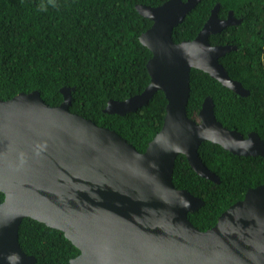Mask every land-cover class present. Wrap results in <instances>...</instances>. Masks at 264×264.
<instances>
[{"label":"water","instance_id":"water-1","mask_svg":"<svg viewBox=\"0 0 264 264\" xmlns=\"http://www.w3.org/2000/svg\"><path fill=\"white\" fill-rule=\"evenodd\" d=\"M202 1L137 6L153 22L140 36L152 53L151 82L141 94L109 101L104 112L134 113L164 92V125L144 153L116 131L72 113L74 89L63 88L64 102L56 107L38 91L0 100V264L37 262L20 245L25 219L62 231L80 251L71 264H264V186L250 189L215 227L201 231L189 214L205 202L173 184L180 155L200 177L220 184L201 160L205 142L264 157L262 138L224 127L211 97L195 118L188 116L193 69L242 97L250 94L220 62L236 47L210 42L238 23L233 13L221 20L218 4L194 40L174 41V29Z\"/></svg>","mask_w":264,"mask_h":264},{"label":"trees","instance_id":"trees-1","mask_svg":"<svg viewBox=\"0 0 264 264\" xmlns=\"http://www.w3.org/2000/svg\"><path fill=\"white\" fill-rule=\"evenodd\" d=\"M168 1L0 0V100L38 91L46 104L56 107L64 102L61 90L74 89L72 113L116 131L144 153L164 125V92L125 116L104 110L109 101H124L150 85L147 64L152 53L140 36L153 22L141 16L137 6L159 7ZM218 4L220 19L233 13L242 23L212 36L210 42L238 47L220 62L250 95L242 97L193 69L188 116L195 118L211 97L224 127L245 138L257 133L264 141V0H203L174 29L173 39L194 40ZM199 153L220 184L200 177L184 155L177 158L173 184L205 202L189 218L196 228L208 231L250 189L264 186V157L234 155L211 142L203 143ZM4 200L0 191V205ZM20 245L36 258L35 264H71L80 255L62 231L33 219L23 221Z\"/></svg>","mask_w":264,"mask_h":264},{"label":"flooded vegetation","instance_id":"flooded-vegetation-1","mask_svg":"<svg viewBox=\"0 0 264 264\" xmlns=\"http://www.w3.org/2000/svg\"><path fill=\"white\" fill-rule=\"evenodd\" d=\"M220 11V10H219ZM231 14V13H230ZM234 15V14H233ZM229 17V16H228ZM228 17L226 18V19H221V20H227L228 19ZM234 17V19L236 20V21H238V23H236V24H234V25H230V26H228L227 28H225L221 33H223L226 29H228V28H231V27H234V26H238V25H240L242 22H241V20H239V19H237L235 16H233ZM209 21V20H208ZM207 21V22H208ZM207 24V23H206ZM221 33H219V34H221ZM219 34H217V35H219ZM219 46H232V47H236L233 51H231V52H229V53H227L224 57H226L228 54H230V53H232V52H235V51H237L238 50V47L236 46V45H231V44H225V45H219ZM250 95V94H249ZM248 95V96H249ZM248 96H246V97H248ZM251 134V133H250ZM249 134V135H250ZM248 138V137H247Z\"/></svg>","mask_w":264,"mask_h":264},{"label":"clouds","instance_id":"clouds-1","mask_svg":"<svg viewBox=\"0 0 264 264\" xmlns=\"http://www.w3.org/2000/svg\"><path fill=\"white\" fill-rule=\"evenodd\" d=\"M248 193V192H247Z\"/></svg>","mask_w":264,"mask_h":264}]
</instances>
